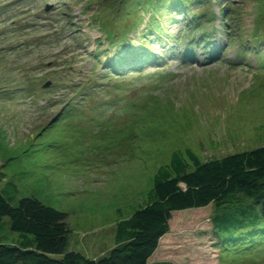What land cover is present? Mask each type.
Returning <instances> with one entry per match:
<instances>
[{"label": "rangeland", "instance_id": "obj_1", "mask_svg": "<svg viewBox=\"0 0 264 264\" xmlns=\"http://www.w3.org/2000/svg\"><path fill=\"white\" fill-rule=\"evenodd\" d=\"M156 3L0 0V188L68 213L69 249L91 258L174 152L207 161L264 145V0H200L187 17ZM183 42L223 52L183 61ZM123 52L134 65L110 66ZM217 212L175 213L148 264H264V238L220 247ZM20 239L4 217L0 243Z\"/></svg>", "mask_w": 264, "mask_h": 264}, {"label": "trees", "instance_id": "obj_2", "mask_svg": "<svg viewBox=\"0 0 264 264\" xmlns=\"http://www.w3.org/2000/svg\"><path fill=\"white\" fill-rule=\"evenodd\" d=\"M197 1L158 0L154 10L177 4L184 12ZM4 177L0 173V185ZM11 191H18L13 181L0 188V224L9 217L21 239L0 243V264H148L170 233L175 213L210 204L218 211L211 221L220 247L231 249L264 238V145L207 161L191 149L174 152L171 162L156 173L148 202L117 222L113 248L98 258L69 249L68 213L33 196L14 205Z\"/></svg>", "mask_w": 264, "mask_h": 264}, {"label": "water", "instance_id": "obj_3", "mask_svg": "<svg viewBox=\"0 0 264 264\" xmlns=\"http://www.w3.org/2000/svg\"><path fill=\"white\" fill-rule=\"evenodd\" d=\"M50 83H48L46 86H49Z\"/></svg>", "mask_w": 264, "mask_h": 264}, {"label": "bare ground", "instance_id": "obj_4", "mask_svg": "<svg viewBox=\"0 0 264 264\" xmlns=\"http://www.w3.org/2000/svg\"><path fill=\"white\" fill-rule=\"evenodd\" d=\"M214 56V55H213Z\"/></svg>", "mask_w": 264, "mask_h": 264}]
</instances>
